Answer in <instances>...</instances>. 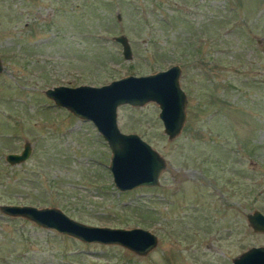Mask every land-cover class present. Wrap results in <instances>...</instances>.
Masks as SVG:
<instances>
[{"label":"rangeland","instance_id":"rangeland-1","mask_svg":"<svg viewBox=\"0 0 264 264\" xmlns=\"http://www.w3.org/2000/svg\"><path fill=\"white\" fill-rule=\"evenodd\" d=\"M0 56V204L58 207L85 223L158 236L139 256L0 211V264H232L264 246L246 217L264 213V0H0ZM173 64L187 95L176 137L164 133L154 102L117 110L120 130L164 157L160 184L120 191L93 123L44 90ZM26 141L30 156L6 162Z\"/></svg>","mask_w":264,"mask_h":264},{"label":"water","instance_id":"water-1","mask_svg":"<svg viewBox=\"0 0 264 264\" xmlns=\"http://www.w3.org/2000/svg\"><path fill=\"white\" fill-rule=\"evenodd\" d=\"M112 39L121 45L123 58L131 59L128 37L118 34ZM3 67L0 56V72ZM180 74L181 66L173 64L164 70L146 75L128 74L101 85H55L44 93L55 105L93 123L111 150L108 167L114 186L120 191H128L157 186L166 162L139 134L120 130L118 107L123 104L142 106L148 102L156 103L164 133L169 139L176 137L187 116V95L180 85ZM31 152L32 146L26 141L20 152L7 153L5 160L11 165L18 164L25 161ZM0 211L86 243L119 245L139 256L147 255L158 243V236L147 228L89 224L70 217L58 207L7 203L0 204ZM246 217L254 231L264 232V213L254 209ZM232 264H264V246H252L242 251L232 259Z\"/></svg>","mask_w":264,"mask_h":264},{"label":"flooded vegetation","instance_id":"flooded-vegetation-1","mask_svg":"<svg viewBox=\"0 0 264 264\" xmlns=\"http://www.w3.org/2000/svg\"><path fill=\"white\" fill-rule=\"evenodd\" d=\"M159 184H160V183H159ZM159 184H158V185H159ZM144 187H146V186H144Z\"/></svg>","mask_w":264,"mask_h":264}]
</instances>
